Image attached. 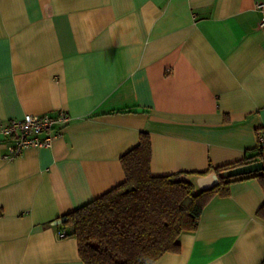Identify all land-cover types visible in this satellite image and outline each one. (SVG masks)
<instances>
[{
    "label": "crops",
    "instance_id": "0c3cea01",
    "mask_svg": "<svg viewBox=\"0 0 264 264\" xmlns=\"http://www.w3.org/2000/svg\"><path fill=\"white\" fill-rule=\"evenodd\" d=\"M258 2L0 0V128L26 114L70 117L50 147L14 158L0 132V264H84L54 221L124 180L120 157L140 132L153 175L257 154ZM263 203L258 178L233 182L153 264H264Z\"/></svg>",
    "mask_w": 264,
    "mask_h": 264
},
{
    "label": "trees",
    "instance_id": "16d2710c",
    "mask_svg": "<svg viewBox=\"0 0 264 264\" xmlns=\"http://www.w3.org/2000/svg\"><path fill=\"white\" fill-rule=\"evenodd\" d=\"M151 140L140 132L138 144L120 157L124 180L62 216L84 264H153L164 253L179 250L182 232L193 231L202 210L215 196H226L238 180L258 178L264 187V170L232 178H220L208 190L196 189L192 176L219 173L255 162V155L204 172L179 171L153 175ZM264 216V203L258 210Z\"/></svg>",
    "mask_w": 264,
    "mask_h": 264
},
{
    "label": "built area",
    "instance_id": "2783aa9c",
    "mask_svg": "<svg viewBox=\"0 0 264 264\" xmlns=\"http://www.w3.org/2000/svg\"><path fill=\"white\" fill-rule=\"evenodd\" d=\"M255 8L261 13L259 25L264 27V2L256 3ZM69 121L70 117L63 110L41 115L26 114L22 118L8 120L0 128L7 141L6 157L19 156L27 148L50 147ZM256 151L259 160L264 161V127L256 131Z\"/></svg>",
    "mask_w": 264,
    "mask_h": 264
},
{
    "label": "water",
    "instance_id": "95a60500",
    "mask_svg": "<svg viewBox=\"0 0 264 264\" xmlns=\"http://www.w3.org/2000/svg\"><path fill=\"white\" fill-rule=\"evenodd\" d=\"M264 170V161L259 160L252 163L240 165L231 169H227L216 173L215 171H210L203 175H196L191 178L196 189L198 190H208L219 184L220 178H232L241 175H248L252 173L261 172ZM65 218H60L54 221V224H61Z\"/></svg>",
    "mask_w": 264,
    "mask_h": 264
},
{
    "label": "rangeland",
    "instance_id": "374dc122",
    "mask_svg": "<svg viewBox=\"0 0 264 264\" xmlns=\"http://www.w3.org/2000/svg\"><path fill=\"white\" fill-rule=\"evenodd\" d=\"M256 160H259V158H258V156H257V154L255 155V157H254Z\"/></svg>",
    "mask_w": 264,
    "mask_h": 264
}]
</instances>
